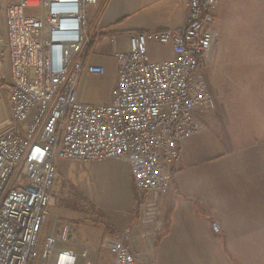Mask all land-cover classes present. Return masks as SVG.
<instances>
[{
    "label": "built area",
    "instance_id": "built-area-1",
    "mask_svg": "<svg viewBox=\"0 0 264 264\" xmlns=\"http://www.w3.org/2000/svg\"><path fill=\"white\" fill-rule=\"evenodd\" d=\"M98 2H17L13 23L26 31L31 54L22 62L14 59L8 71L2 68L12 120L0 130V264H93L77 226L51 209L57 160L125 158L137 191V226L145 252L152 253L163 229L159 202L173 166L183 144L207 130L200 118L214 101L203 69L219 45V0H184L183 27L134 32L126 52L117 51L113 38L116 73L109 102L90 104L79 96L82 76H106L105 66L86 63L87 14ZM20 33L2 39L3 57ZM150 45L170 46L174 55L154 60ZM51 216L53 230L43 242ZM134 229L104 239L113 264H139ZM212 229L220 233L221 225L215 222Z\"/></svg>",
    "mask_w": 264,
    "mask_h": 264
},
{
    "label": "crops",
    "instance_id": "crops-1",
    "mask_svg": "<svg viewBox=\"0 0 264 264\" xmlns=\"http://www.w3.org/2000/svg\"><path fill=\"white\" fill-rule=\"evenodd\" d=\"M227 2L219 0L215 9L218 28ZM89 12L91 49L110 44L111 53L88 55L86 63L105 66L115 79L113 38L117 51L126 52L134 32L183 27L187 9L184 0H99ZM149 53L154 60L174 55L170 46L150 45ZM219 75L214 78L225 80L215 81L213 87L224 110L225 95L232 90L227 80L235 77ZM242 83L244 119L211 120V129L183 144L173 180L159 202L163 229L152 253L145 252L137 226V191L125 158L92 163L95 174L77 176L69 167L76 184L55 180V213L77 226L90 254L89 242L101 245L108 227L116 236L135 226L132 250L139 264H264V0H244ZM107 206L119 207L120 218L98 222L97 209ZM215 222L221 225L220 233L212 229Z\"/></svg>",
    "mask_w": 264,
    "mask_h": 264
},
{
    "label": "rangeland",
    "instance_id": "rangeland-1",
    "mask_svg": "<svg viewBox=\"0 0 264 264\" xmlns=\"http://www.w3.org/2000/svg\"><path fill=\"white\" fill-rule=\"evenodd\" d=\"M4 3V8L0 11V38H4L9 41V33L11 31L21 32L18 37V42L14 49H9V46L6 47L5 57L1 59L0 66V130L5 128L9 122L12 120L10 105L8 101V88L5 86L2 74V68L7 70L9 66L11 67L14 59L16 61L22 62L28 60V56L31 54L29 47L25 43V37L27 36L26 31L23 27L13 23L18 15L17 11V2L18 0H7V3L4 0H0ZM222 20L217 25L219 26L218 30L220 32L219 45L217 50L213 55L212 62L209 66L203 69L206 80L209 83L212 99L214 101V108L206 110L201 115L200 121L204 127H207V132L211 129V120H222L226 121L227 119L233 118L236 120L244 119V99L242 98L244 90H241L240 87L244 85V0H228L227 7L222 12ZM87 20L93 23L92 14L89 12L87 14ZM87 22V31L92 28ZM23 32L25 34H23ZM92 42V41H91ZM159 46V45H157ZM99 49V50H98ZM110 44H103L99 47L90 49L89 55L91 54H101L107 55L111 51ZM106 50V51H105ZM94 51V52H93ZM110 51V53H108ZM105 52V53H104ZM161 57V56H160ZM8 71V70H7ZM216 74H220L219 77H223V74H232L235 79L227 80L232 87L231 92L226 93L224 110L219 107L218 96L214 90L213 83L219 81L221 78H214ZM83 77V76H82ZM114 74H106L104 78H81L79 83V96L86 103L90 104H104L109 99L110 85L113 82ZM225 80V79H221ZM226 82V81H223ZM242 83V85H241ZM212 87V88H211ZM238 88V89H237ZM221 127L222 124H219ZM204 133V132H203ZM244 146V145H243ZM95 162H85V161H65L57 160L56 161V180L66 182L69 179V183L76 184L74 176L70 173V168L73 170L77 176H82L81 173L91 172L92 174L96 173ZM68 164V168H67ZM88 175V174H87ZM68 183V184H69ZM85 183V182H84ZM81 185L84 186L83 182ZM86 186V185H85ZM52 194L54 195L53 191ZM94 196V199L97 202H102L101 198L95 193H91ZM55 196V195H54ZM107 200V199H106ZM109 202V201H108ZM56 207V197L54 205L51 209L55 211ZM121 210L119 207L110 206L102 207L97 209L96 217L98 222H106L107 224L113 222L116 218H120ZM53 217L51 216L48 219L47 224L44 227L42 239L43 242L50 232L53 230ZM100 231V230H99ZM79 236L80 231L78 230ZM108 236H111L115 233L111 227L107 228L105 232ZM111 234V235H110ZM105 236V235H104ZM101 240V245L94 244L89 242L90 245H93L91 249V260L93 264H113L112 256L108 252V249L103 246V241L106 237ZM81 238V237H80ZM82 240V239H81Z\"/></svg>",
    "mask_w": 264,
    "mask_h": 264
},
{
    "label": "water",
    "instance_id": "water-1",
    "mask_svg": "<svg viewBox=\"0 0 264 264\" xmlns=\"http://www.w3.org/2000/svg\"><path fill=\"white\" fill-rule=\"evenodd\" d=\"M2 10V4L0 2V11ZM4 47H5V43L4 41L0 38V61L3 58V53H4ZM1 63V62H0ZM1 66V64H0Z\"/></svg>",
    "mask_w": 264,
    "mask_h": 264
},
{
    "label": "trees",
    "instance_id": "trees-1",
    "mask_svg": "<svg viewBox=\"0 0 264 264\" xmlns=\"http://www.w3.org/2000/svg\"><path fill=\"white\" fill-rule=\"evenodd\" d=\"M91 47H92V43L90 44V48L89 49H91Z\"/></svg>",
    "mask_w": 264,
    "mask_h": 264
}]
</instances>
